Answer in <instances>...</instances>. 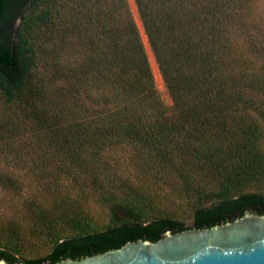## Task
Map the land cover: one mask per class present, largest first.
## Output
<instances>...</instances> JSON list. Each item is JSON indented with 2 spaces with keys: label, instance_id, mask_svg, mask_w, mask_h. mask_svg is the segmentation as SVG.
Instances as JSON below:
<instances>
[{
  "label": "trees",
  "instance_id": "trees-1",
  "mask_svg": "<svg viewBox=\"0 0 264 264\" xmlns=\"http://www.w3.org/2000/svg\"><path fill=\"white\" fill-rule=\"evenodd\" d=\"M134 1L171 107L128 0H0V158L52 197L26 203L29 233L50 251L28 257L23 229L10 225L0 229V260H79L264 213V36L254 46L255 0ZM118 150L128 151L136 180L112 161ZM149 182L173 185L191 224ZM23 189L0 168V190ZM73 193L105 207L107 221Z\"/></svg>",
  "mask_w": 264,
  "mask_h": 264
},
{
  "label": "water",
  "instance_id": "water-1",
  "mask_svg": "<svg viewBox=\"0 0 264 264\" xmlns=\"http://www.w3.org/2000/svg\"><path fill=\"white\" fill-rule=\"evenodd\" d=\"M0 264L11 263L1 259ZM55 264H264V213L250 210L213 228L191 225L183 232L169 231L157 242H129L120 249Z\"/></svg>",
  "mask_w": 264,
  "mask_h": 264
},
{
  "label": "rangeland",
  "instance_id": "rangeland-1",
  "mask_svg": "<svg viewBox=\"0 0 264 264\" xmlns=\"http://www.w3.org/2000/svg\"><path fill=\"white\" fill-rule=\"evenodd\" d=\"M128 1L134 15L132 0H128ZM251 34L253 37L254 46L259 45L264 36V0H255L254 3L252 4ZM149 60H150V56H149ZM253 60L256 69L262 66L263 62L261 58L254 55ZM151 66L154 72L156 86L161 95V98L168 107H171L172 99L165 86L164 80L162 76H161L162 80L158 77L156 73V69L154 68L152 63ZM128 155H129L128 151L118 150L116 152H111L112 161L119 165L118 168H120L121 173L122 171H124L123 176L126 177L128 176L131 178V180L132 179L136 180L137 173L133 169V166L128 163V159H127ZM0 168L9 170L10 172L13 173L14 176L18 177L24 184V189L20 192L0 190V229H6L10 227V225L20 226L24 231V235H26V242L24 243V250L26 252L25 255H27L28 257L46 255L50 251V246L47 245L46 241L42 237L41 238L32 237L31 233H29V230L33 227V225L31 221L26 217V212H27L26 203H28L29 200H34V199L45 202H47L48 200L52 201L51 199L52 197L43 190L41 183H39L35 179V177L27 170L25 169L18 170V169H13L12 167H6L4 165V162H2L1 158H0ZM68 182L69 181H66L64 184H68ZM148 186L150 190L160 195V202L167 210H171L175 212V214H177L179 218H183L187 224H191L192 213L190 211V207L187 203H185L179 197H177L173 185L163 184V183L157 185L153 182H149ZM72 195L75 196V193H73ZM75 197L76 199L80 200V205L84 208V210L90 212V215L94 216L100 222L107 221V209L105 207L100 206L94 200V198L88 197L87 195L84 194Z\"/></svg>",
  "mask_w": 264,
  "mask_h": 264
},
{
  "label": "bare ground",
  "instance_id": "bare-ground-1",
  "mask_svg": "<svg viewBox=\"0 0 264 264\" xmlns=\"http://www.w3.org/2000/svg\"><path fill=\"white\" fill-rule=\"evenodd\" d=\"M132 6H133V10H134V15H135L136 21H137V23L139 25V28H140L142 36H143V40L145 42L148 54L150 56L151 63L154 66V68L156 69V73H157L158 77L162 80L161 73L159 71V67H158L156 59L154 57L152 48H151V46L149 44L148 38H147V36L145 34V31H144V28H143V24H142V21L140 19L139 12L137 10V7H136V4H135L134 0H132Z\"/></svg>",
  "mask_w": 264,
  "mask_h": 264
}]
</instances>
